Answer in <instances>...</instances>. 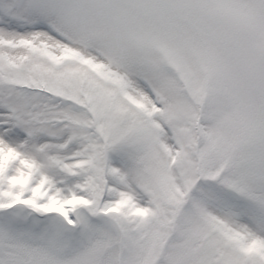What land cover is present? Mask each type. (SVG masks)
Segmentation results:
<instances>
[{"label": "snow or ice", "instance_id": "snow-or-ice-1", "mask_svg": "<svg viewBox=\"0 0 264 264\" xmlns=\"http://www.w3.org/2000/svg\"><path fill=\"white\" fill-rule=\"evenodd\" d=\"M0 264H264V0H0Z\"/></svg>", "mask_w": 264, "mask_h": 264}]
</instances>
